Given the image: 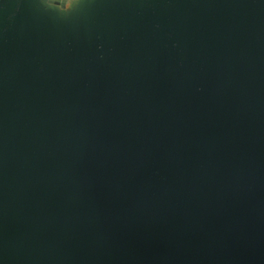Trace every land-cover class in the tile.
<instances>
[{"label":"water","instance_id":"95a60500","mask_svg":"<svg viewBox=\"0 0 264 264\" xmlns=\"http://www.w3.org/2000/svg\"><path fill=\"white\" fill-rule=\"evenodd\" d=\"M0 264H264V0H0Z\"/></svg>","mask_w":264,"mask_h":264},{"label":"crops","instance_id":"0c3cea01","mask_svg":"<svg viewBox=\"0 0 264 264\" xmlns=\"http://www.w3.org/2000/svg\"><path fill=\"white\" fill-rule=\"evenodd\" d=\"M54 1H59L61 2L63 5L68 4L71 0H54Z\"/></svg>","mask_w":264,"mask_h":264}]
</instances>
